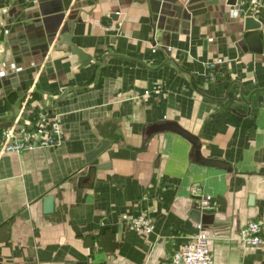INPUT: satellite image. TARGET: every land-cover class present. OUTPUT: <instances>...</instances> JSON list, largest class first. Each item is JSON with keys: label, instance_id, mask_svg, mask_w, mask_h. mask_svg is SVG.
I'll return each instance as SVG.
<instances>
[{"label": "crops", "instance_id": "1", "mask_svg": "<svg viewBox=\"0 0 264 264\" xmlns=\"http://www.w3.org/2000/svg\"><path fill=\"white\" fill-rule=\"evenodd\" d=\"M203 1L180 14L168 0H0V144L41 113L63 129L56 145L0 152V264H160L198 234L213 264H264V244L238 239L264 217V0ZM60 5L89 62L39 37L42 10ZM248 14L260 51L244 38ZM194 184L212 222L193 216ZM124 211L151 227L127 226Z\"/></svg>", "mask_w": 264, "mask_h": 264}, {"label": "built area", "instance_id": "2", "mask_svg": "<svg viewBox=\"0 0 264 264\" xmlns=\"http://www.w3.org/2000/svg\"><path fill=\"white\" fill-rule=\"evenodd\" d=\"M246 2L254 3L256 0H238L239 5H244ZM216 62H207L206 80L217 78ZM33 123V127L14 125L7 127L0 144V152L53 146L63 138V129L58 116H46L41 113L33 119ZM190 191L195 197V206L201 212H210L215 208V204L203 193L200 185H192ZM120 216L129 227H138L144 230L151 227V218L145 213L134 215L124 211ZM238 239L245 245L264 244V217L247 221L239 230ZM213 262L214 257L208 236L198 234L160 264H213Z\"/></svg>", "mask_w": 264, "mask_h": 264}, {"label": "water", "instance_id": "3", "mask_svg": "<svg viewBox=\"0 0 264 264\" xmlns=\"http://www.w3.org/2000/svg\"><path fill=\"white\" fill-rule=\"evenodd\" d=\"M171 2H179L181 5L179 7V13H185L186 11L189 13H194L196 7L199 8H204L205 3L203 0H168ZM51 12H55L54 14H51ZM41 14L43 15L42 17H38L43 25H44V30L43 32H39V37H45V40H48V42L52 41L55 37L57 40L60 36L59 42L60 43H67L70 44L71 51L76 52L79 55V59L81 60L82 63L89 62L91 60V54L87 53L83 48L75 45L71 41V32L69 29V23L72 25L73 19L66 18V13L63 8V6H57V8L54 9V11H46L42 10ZM68 14V13H67ZM256 18L248 14L245 16V26H244V38L249 42V38H254L257 42L254 46H252V49L254 51H260L261 50V44H260V39L258 38V31L256 30L257 26V21L255 22ZM256 24V25H255ZM165 127H171L172 129L177 130L178 132L182 133L185 135L187 138H189L191 141H193L196 145V153L201 156L200 150H199V140L197 137L192 134L191 132L187 131L180 125L176 123H167L163 125ZM108 140H103L102 144L99 145L98 147L92 149L86 154L87 161H90L92 158H94L104 147L107 145ZM202 159L205 162L211 163V164H216V165H221L224 164V161L221 159H216V158H208V157H202ZM103 166L102 163H96V164H90L87 168V174L90 175L91 177L94 176L95 170L97 167ZM45 201V211H51L53 209V195L52 194H47L44 197ZM193 216L198 220L202 221L204 223H209L212 222L214 218V214L211 212H201L199 209H193Z\"/></svg>", "mask_w": 264, "mask_h": 264}]
</instances>
